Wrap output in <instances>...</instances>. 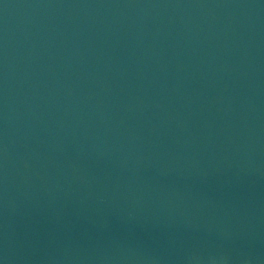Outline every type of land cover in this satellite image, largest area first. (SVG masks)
Listing matches in <instances>:
<instances>
[{"label":"water","instance_id":"1","mask_svg":"<svg viewBox=\"0 0 264 264\" xmlns=\"http://www.w3.org/2000/svg\"><path fill=\"white\" fill-rule=\"evenodd\" d=\"M0 264H264V0H0Z\"/></svg>","mask_w":264,"mask_h":264}]
</instances>
